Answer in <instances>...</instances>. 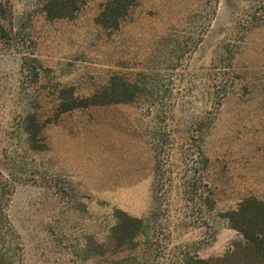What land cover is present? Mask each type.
Masks as SVG:
<instances>
[{"label": "rangeland", "instance_id": "1", "mask_svg": "<svg viewBox=\"0 0 264 264\" xmlns=\"http://www.w3.org/2000/svg\"><path fill=\"white\" fill-rule=\"evenodd\" d=\"M107 1L47 19L0 0V243L4 212L13 264H102L115 211L144 218L156 193L153 243L220 257L224 214L264 201V0H122L117 25ZM114 77L123 102L62 111Z\"/></svg>", "mask_w": 264, "mask_h": 264}, {"label": "trees", "instance_id": "2", "mask_svg": "<svg viewBox=\"0 0 264 264\" xmlns=\"http://www.w3.org/2000/svg\"><path fill=\"white\" fill-rule=\"evenodd\" d=\"M75 4V0H45L43 12L47 19L68 18L74 14ZM126 10L127 6L123 4L122 0H108L103 6L100 17L113 21L117 25ZM262 13L264 14V11ZM22 65H26V62H22ZM114 81H116L115 77L109 80L105 88L95 91L89 97H72L69 102L61 103L62 111L123 102L110 98L124 95L128 85L126 83L118 84ZM100 96L108 101H98ZM25 118L31 123L35 122V118L31 114H27ZM25 134L27 140L32 141L33 137L30 131H25ZM192 163L198 164L197 159L193 158ZM159 184L162 190H166V183L159 182ZM183 189V194H192L196 210L201 213L203 201L199 195L190 192L192 189L190 175H186ZM153 199L155 208L153 207V212L144 218L133 217L121 210L115 211V225L111 228L107 240L98 245V256L103 259L102 264H264L263 200L254 197L245 198L240 201L236 209L225 213L224 217L230 228L238 233L239 239L222 256L202 259L191 252L187 245L170 247L153 243L155 234L152 215H154V211H159L162 207H158L156 193ZM4 201L3 195V205ZM12 235L7 228L3 212L0 264H13L15 255L10 249ZM134 240H140L141 243H132ZM88 249L89 247L86 251ZM5 261L9 262L4 263Z\"/></svg>", "mask_w": 264, "mask_h": 264}]
</instances>
